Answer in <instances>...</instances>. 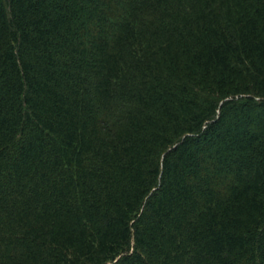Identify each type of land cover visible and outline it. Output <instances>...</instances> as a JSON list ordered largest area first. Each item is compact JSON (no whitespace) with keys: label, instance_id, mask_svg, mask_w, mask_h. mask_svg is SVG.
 Listing matches in <instances>:
<instances>
[{"label":"trees","instance_id":"trees-1","mask_svg":"<svg viewBox=\"0 0 264 264\" xmlns=\"http://www.w3.org/2000/svg\"><path fill=\"white\" fill-rule=\"evenodd\" d=\"M0 264H264V0H0Z\"/></svg>","mask_w":264,"mask_h":264}]
</instances>
